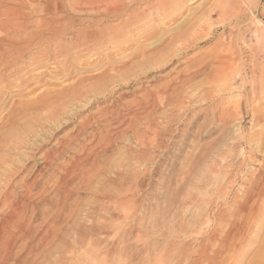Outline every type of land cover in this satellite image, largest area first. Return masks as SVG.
<instances>
[{"label":"rangeland","instance_id":"1","mask_svg":"<svg viewBox=\"0 0 264 264\" xmlns=\"http://www.w3.org/2000/svg\"><path fill=\"white\" fill-rule=\"evenodd\" d=\"M103 1L95 11L83 0H0V17L14 7L52 26L31 23L30 44L15 38L19 51L0 44V124L43 92L85 90L0 165V191L9 183L15 199L0 202V224L13 222L0 264H213L217 251L220 264H251L264 251V193L254 197L252 183L263 159L251 142L264 127L251 115L264 103V0H124L114 18L103 9L113 0ZM127 14L153 17L159 29L119 50L123 32H102ZM222 54L237 57L226 76L213 71ZM75 169L89 173L67 183Z\"/></svg>","mask_w":264,"mask_h":264},{"label":"bare ground","instance_id":"2","mask_svg":"<svg viewBox=\"0 0 264 264\" xmlns=\"http://www.w3.org/2000/svg\"><path fill=\"white\" fill-rule=\"evenodd\" d=\"M92 3H96L97 5L101 2V1H103V0H90ZM89 0H83V3H87V2H90ZM105 1V0H104ZM104 1H103V3H104ZM111 1V0H110ZM116 2H114V0H113V2H110V3H108V4H106V6L103 8L104 10H105V12H108V13H111V18H114V16H117L118 15V13H119V11L121 10V9H124V8H126L125 6H126V2L124 1V0H115ZM148 1H150V0H148ZM164 1V0H163ZM162 1V2H163ZM82 2V1H81ZM90 2V3H91ZM155 2V1H154ZM153 2V3H154ZM160 2V1H159ZM161 2V3H162ZM102 3V2H101ZM165 3V2H164ZM163 3V4H164ZM88 5V4H87ZM87 5H85V6H87ZM89 6V5H88ZM93 6V5H92ZM147 6V5H146ZM164 6V5H163ZM167 6V5H166ZM97 8V9H96ZM100 6L98 5V6H95V8H93V10H95V11H97V10H100ZM150 8V7H149ZM161 8V7H160ZM233 8H234V6H233ZM148 9V8H147ZM159 9V8H158ZM232 9V8H231ZM164 10V9H163ZM1 11V10H0ZM16 11V9L14 8V7H9V8H7V9H4L3 11H2V17H0L1 19H0V31L1 32H4V33H6V37L2 40V41H0V44L2 45V46H4V47H6V48H9V47H11V48H14V46H16V44L18 43V40H15V38L17 39V37L16 36H18L19 38V40L21 41V42H23L22 43V45L24 44V46L25 45H27V44H30L29 42L30 41H32L31 39H33V34L34 33H32V30H31V23L33 24H35L34 26H35V29L37 30V31H40V30H42V29H51L52 28V26H51V24H49L46 20H45V18H43V17H39V18H36V19H34V20H32V19H30L29 20V18L28 17H25L24 15H22V14H15L14 12ZM94 11V12H95ZM101 11V10H100ZM99 11V12H100ZM154 11V10H153ZM156 11V10H155ZM141 12V11H140ZM146 12V11H145ZM151 12V11H150ZM165 12V11H164ZM217 12H218V14L219 15H223V13L225 12L224 10L222 11L221 9H219V10H217ZM142 13V12H141ZM155 13V12H154ZM156 14V13H155ZM55 15V14H54ZM178 15V14H177ZM132 16H133V14H132ZM132 16H130L129 14H127L126 15V17H124V19L121 21V25H118V26H111V27H107L106 29H105V31H103L102 32V34L104 33L105 35L104 36H106V34H113L114 32H123L122 33V37H118V39L116 40L115 39V43L116 42H119V43H117V45H116V47H119V50H125V48H129V47H131L132 45H135V44H137V43H139L140 41H144V40H147V39H149V38H151L153 35H155L157 32H158V29H159V27L158 26H156V25H154L153 23L154 22H152L153 21V17H150V18H147L146 16L145 17H143V16H141L140 14L136 17V18H133ZM149 16V15H148ZM60 18V17H59ZM116 18V17H115ZM163 18V17H162ZM62 19V18H61ZM165 20V19H164ZM61 21V20H60ZM50 22V21H49ZM64 22V21H63ZM98 22V21H97ZM62 23V22H61ZM66 23V22H65ZM159 23V22H158ZM59 25V24H58ZM64 25V24H63ZM33 27V26H32ZM105 27V26H104ZM33 29V28H32ZM78 29V28H77ZM103 29V28H102ZM55 30H57V29H55ZM61 30V29H60ZM98 30V29H97ZM92 31V30H91ZM102 31V30H101ZM100 31V32H101ZM135 31H137V32H135ZM51 32V31H50ZM49 32V33H50ZM99 32V33H100ZM135 33L134 35H133V37L132 38H128L129 37V35L131 34V33ZM56 33V32H55ZM58 33V32H57ZM81 33V32H80ZM91 33H93V32H91ZM53 34V33H52ZM98 34V33H97ZM41 35V34H40ZM55 35V34H54ZM71 35V34H70ZM73 35V34H72ZM98 35H100V34H98ZM98 35H96V33H93V36H92V38L95 40V38L98 36ZM36 36V35H35ZM56 36V35H55ZM68 36V35H67ZM43 37V36H42ZM41 37V38H42ZM56 37H58V36H56ZM61 37H63V36H61ZM115 37V35L114 36H112V38L111 39H107L109 42H112V39ZM1 38V37H0ZM40 38V40H43V39H41ZM60 38V37H59ZM67 38H69V36L67 37ZM98 38V37H97ZM109 38V37H108ZM176 38H177V36H176ZM57 39V38H56ZM71 39V38H70ZM175 39V38H174ZM177 39H179V38H177ZM184 39V38H183ZM50 40V39H49ZM67 40V39H66ZM69 40V39H68ZM67 40V41H68ZM80 40V39H79ZM35 41V40H34ZM47 41V40H46ZM59 41V40H58ZM107 41V42H108ZM179 41V40H178ZM198 41V40H197ZM36 42H37V40H36ZM123 42H125V43H127L126 45H124V46H122V44H123ZM177 42V41H176ZM33 43V42H32ZM43 43V42H42ZM60 43V42H59ZM100 43V42H99ZM124 43V44H125ZM182 43L183 42H181V45H182ZM20 44V43H19ZM51 44V43H50ZM79 44V43H78ZM77 44V45H78ZM111 44V43H110ZM170 44V43H169ZM34 45V44H33ZM36 45V44H35ZM56 45H58V44H56ZM69 45V44H68ZM76 45V46H77ZM139 45H141V43L139 44ZM139 45H137V46H139ZM23 46V47H24ZM29 46V45H28ZM42 46V45H41ZM51 46V45H50ZM62 46V45H61ZM107 46V45H106ZM142 46V45H141ZM140 46V47H141ZM146 46V45H145ZM190 45H187V44H184L183 45V49L185 50L186 48H188ZM3 47V48H4ZM20 47H22L21 45H19V48ZM30 47H32V45L30 46ZM30 47H28V48H30ZM35 47H37V45L36 46H34L32 49H34ZM81 47V46H80ZM83 47V46H82ZM139 47V48H140ZM18 48V49H19ZM38 48V47H37ZM54 48V47H53ZM60 48V47H59ZM85 48V47H84ZM138 48V47H137ZM15 49V48H14ZM17 49V48H16ZM15 49V50H16ZM17 49V50H18ZM180 49H181V47H180ZM8 50V49H7ZM14 50V51H15ZM19 50H21V49H19ZM18 50V51H19ZM47 50V49H46ZM51 50V49H50ZM53 50V49H52ZM63 50V49H62ZM61 50V51H62ZM2 51H4V50H2ZM8 51H10V50H8ZM140 52L139 53H141V54H143L144 52H143V50H139ZM3 53H5V52H3ZM14 53V52H13ZM18 53V52H17ZM20 53H23V52H20ZM20 53H19V55H20ZM33 53V51L31 52V54ZM68 53V52H67ZM107 53V52H106ZM228 53V52H227ZM111 54V53H110ZM118 54V53H117ZM120 54V53H119ZM130 54V53H129ZM8 55V54H7ZM17 55V54H16ZM23 55V54H22ZM49 55V54H48ZM135 55V54H134ZM138 54L136 53V55L135 56H137ZM15 56V55H14ZM21 56V55H20ZM66 56V55H65ZM70 56V55H69ZM153 56V55H152ZM226 55H221L220 56V61H221V63L217 66V67H215L214 68V70L213 71H215V72H218V71H220L219 72V75H221V76H226L227 74H228V72H229V70L232 68V66H233V64L235 63H237L236 62V60H237V57L234 55L233 56V58H226L225 57ZM3 57V56H2ZM10 57V56H9ZM16 57V56H15ZM52 57V56H51ZM131 57L133 58V56H132V53H131ZM2 59V58H1ZM119 59V58H118ZM145 60H150L151 59V57L148 55L147 57L145 56V58H144ZM207 59V58H206ZM232 59H233V62H232ZM18 60V59H17ZM31 60H32V58H31ZM121 60V59H120ZM40 61V60H39ZM118 61V60H117ZM3 62V61H2ZM5 62V61H4ZM10 62H12V60L11 61H8V62H6V63H10ZM18 62H19V60H18ZM109 63V62H108ZM0 64H2V63H0ZM5 64V63H4ZM118 64V63H117ZM12 65V64H11ZM14 65V64H13ZM5 66V65H4ZM3 66V67H4ZM65 66V65H64ZM103 66V65H102ZM0 67H1V65H0ZM2 67V68H3ZM143 67V66H142ZM260 67V66H259ZM6 68V67H5ZM11 68V67H10ZM263 68V70H261V79L259 80V82L261 83V85L262 86H264V67H262ZM40 69V68H39ZM56 69H58V68H56ZM99 69V68H98ZM202 69V68H201ZM0 70H2L1 68H0ZM62 70V69H61ZM64 70H66V69H63V71ZM111 70V69H110ZM199 70H200V68H199ZM54 71V70H53ZM94 71V70H93ZM195 71H197V70H195ZM103 72V71H102ZM211 72V71H210ZM56 73V72H55ZM60 73V72H59ZM97 73V72H96ZM125 73V72H124ZM192 73V72H191ZM197 73V72H196ZM61 74V73H60ZM59 74V75H60ZM100 74V73H99ZM255 74H258V73H256V71H255ZM106 75V74H105ZM107 76V75H106ZM105 76V77H106ZM253 76H254V73H253ZM258 75H256V77H257ZM259 76H260V74H259ZM81 79V78H80ZM32 80V79H31ZM78 80V79H77ZM258 80V79H257ZM24 81H26V80H24ZM32 82V81H31ZM250 82H251V79H250ZM71 83V82H70ZM79 83V82H78ZM252 83H253V80H252ZM23 84V80H21L19 83H18V85L20 86V85H22ZM256 84V83H255ZM254 84V85H255ZM24 85V84H23ZM66 85V84H65ZM81 85V84H80ZM80 85H78V86H80ZM105 85V84H104ZM250 85H251V83H250ZM16 86V85H15ZM67 86V85H66ZM65 86V87H66ZM72 86V85H71ZM53 88V87H52ZM79 88V87H78ZM253 88V87H252ZM86 89V88H85ZM260 89V88H259ZM262 89V88H261ZM48 91V90H47ZM50 91V90H49ZM85 91V90H84ZM84 91H82L81 89H72V87H68V88H65L64 90H62V91H52V92H50V93H47L46 91V94L43 92L42 94H39L35 99H36V101L35 102H28L27 103V105L25 106V107H23V108H21V110H20V112L17 114V116L14 118V117H10V118H7L6 120H4L3 121V123L1 122V124H0V165L2 166L3 164H5L6 163V161L8 160V156H7V152H9L10 150L12 151V150H20L21 149V147H22V145H23V143H25V142H27V144H28V140H30V137H33L35 134H36V129H40V130H43L44 129V127H45V125H47V123L48 122H51V121H54L57 117H56V115L58 114V113H60V112H66L67 111V109H68V104L70 103L69 101L71 100V101H73V100H75L76 98H78L79 96H81L82 94H83V92ZM40 92V91H39ZM27 93V92H26ZM29 93V92H28ZM4 94V93H3ZM157 95V94H156ZM89 96V95H88ZM2 97V95L0 94V98ZM53 97H57V99H55V100H52L53 99ZM31 98H33V97H31ZM241 101H242V99H241ZM253 101V100H252ZM252 101H251V103H252ZM261 101H262V99H261ZM264 101V100H263ZM260 102V101H259ZM259 102H257V103H259ZM253 103H255V102H253ZM252 103V104H253ZM72 104V103H71ZM250 104V103H249ZM261 104V103H260ZM22 105V104H21ZM240 105V104H239ZM254 105V104H253ZM252 105V106H253ZM256 105V104H255ZM254 105V107L253 108H251V115L253 116V119L255 120V121H262V122H264V103L262 104V105H256L255 106ZM251 106V105H250ZM30 107V108H29ZM26 108L28 109L29 108V112L28 111H26ZM32 109V110H31ZM248 109V108H247ZM28 114H29V116H28ZM61 114V113H60ZM77 113L76 112H74L73 111V113H72V115L74 116V115H76ZM20 116V118H22V119H24V120H22V121H20L19 122V117ZM253 120V121H254ZM67 121V120H66ZM60 122V121H59ZM87 123V122H86ZM62 124V123H61ZM64 124V123H63ZM15 126H18V129H20V132H18V131H16V130H12V129H8V127H15ZM58 126V125H57ZM65 126V125H64ZM87 126V125H86ZM55 127V126H54ZM60 127V129L63 127V125L62 126H59ZM58 127V128H59ZM17 128V127H16ZM54 129V128H53ZM59 131V130H58ZM107 131V130H106ZM54 135H56V133L54 134ZM103 135V134H102ZM101 135V136H102ZM107 135V134H106ZM100 136V137H101ZM105 136V135H104ZM69 137V136H68ZM248 137V136H247ZM37 138V137H36ZM61 138V137H60ZM102 138V137H101ZM104 138H106V137H104ZM96 139V138H95ZM45 140V139H44ZM94 140V139H93ZM105 140V139H104ZM108 140V139H107ZM111 141V140H110ZM49 142V141H48ZM48 142H46V143H48ZM251 142H253V145H255V147H254V149H253V154H254V157L255 158H257V157H259V156H261L262 158L261 159H263V164H262V166H261V171H259V173L254 177V181L252 182L253 183V186H254V197H261L262 195H263V193H264V127L263 128H261L260 130H258L256 133H254L253 134V136H252V138H251ZM59 145L61 144V142L59 141V142H57ZM69 143V142H68ZM71 143V142H70ZM92 142H90L89 144H91ZM96 143V142H95ZM106 143V142H105ZM45 144V143H44ZM64 145V144H63ZM32 146H34L33 147V149H34V151L33 152H30L29 154H30V156H27V158L29 159V161H30V159L31 160H33L32 158L36 155V153H38V149L40 148V144L39 143H34V144H32ZM54 146V145H53ZM109 146V145H108ZM107 146V147H108ZM30 147V146H29ZM60 147V146H59ZM65 147H66V145H65ZM97 147V146H96ZM26 148H28V147H26ZM87 148H89L88 146H87ZM93 148V147H92ZM80 149V148H79ZM97 149V148H96ZM63 150V149H62ZM85 150V149H84ZM91 150V149H90ZM93 151V150H92ZM24 152V151H23ZM87 152V151H86ZM91 152V151H90ZM25 153V152H24ZM27 153H28V151H27ZM99 153V152H98ZM47 154V153H46ZM82 154V153H81ZM89 155V154H88ZM93 155V152L91 153V155L90 156H92ZM24 157H25V155H23ZM55 156V155H54ZM80 156V155H79ZM85 156V155H84ZM83 156V157H84ZM90 156H88L87 158H89ZM9 157H11V156H9ZM48 157V156H47ZM98 157V156H97ZM46 158V157H45ZM77 158H78V156H77ZM82 158V157H81ZM81 158H79V159H81ZM85 158V157H84ZM86 158V159H87ZM11 159V158H10ZM48 159V158H47ZM50 159V158H49ZM82 160H85V159H82ZM96 160V159H95ZM28 161V162H29ZM12 162V161H11ZM45 162H46V160H45ZM79 162V161H78ZM86 162V161H85ZM84 162V163H85ZM53 163V162H52ZM82 163V162H81ZM11 164V163H10ZM7 165V164H6ZM68 165V164H67ZM83 165V164H82ZM81 165V166H82ZM5 166V165H4ZM10 165H8L7 167H9ZM21 166H23L22 165V163H21ZM21 166H19V167H21ZM62 166V165H61ZM65 166V165H64ZM86 166V165H85ZM12 167V166H11ZM18 167V168H19ZM37 167V166H36ZM77 167H80L79 165L77 166ZM38 168V167H37ZM75 168V167H74ZM87 168V167H86ZM12 169H14L13 167H12ZM12 169H9L8 171H10L9 173H11V175H13V177L15 176V174H17L16 172L18 171V170H16V172L15 171H13ZM17 169V168H16ZM71 169V171H72V168H70ZM79 169V168H78ZM78 169H75V172L71 175V179H68L66 182L67 183H71L75 178H77L78 176L80 177V175H83L84 176V174H86L87 173V175H88V173L89 172H87V170L86 171H84V172H82V173H76V171H78ZM65 170V169H64ZM89 170V169H88ZM97 170V169H96ZM4 172H5V170H3ZM23 171V170H22ZM68 171H70V170H68ZM90 171V170H89ZM2 172V171H1ZM4 172H3V174H4ZM5 173H7V171L5 172ZM27 173H28V171H27ZM40 173V172H39ZM70 173V172H69ZM99 173V172H98ZM3 174H1V176H3ZM38 174V173H37ZM64 174V173H63ZM96 174V173H95ZM5 175V174H4ZM28 175V174H27ZM67 175H68V173H67ZM92 175V174H91ZM90 175V176H91ZM94 175V174H93ZM64 176V175H63ZM70 176V175H69ZM5 177V176H4ZM11 177V176H10ZM10 177H8V179L10 178ZM16 177V176H15ZM65 177V176H64ZM88 177V176H87ZM2 178V177H1ZM89 178V177H88ZM87 178V179H88ZM93 178V177H92ZM92 178H91V180H92ZM115 178V177H114ZM10 179H12V178H10ZM30 178H27V176L25 177V178H22V184H20V185H23L22 187H26V184H27V190L28 189H31V188H33L32 187V184L31 183H29V180ZM62 179V178H61ZM64 179V178H63ZM6 180V179H5ZM21 180V179H20ZM56 180V179H55ZM54 180V181H55ZM85 180V179H84ZM90 180V181H91ZM12 181H13V179H12ZM89 181V180H88ZM109 181V180H108ZM1 182V181H0ZM6 182H7V180H6ZM62 182H63V180H62ZM61 182V183H62ZM86 182V181H85ZM33 183V182H32ZM65 184V183H64ZM83 184V183H82ZM85 184H89V183H85ZM9 185V183H7L6 184V186L3 184V186H4V189H2V191H0V202L2 201V200H4V201H6V204L8 205V206H12V205H14L15 204V199H14V195L12 194L14 191L12 190V192H11V190H10V185ZM66 185V184H65ZM54 186H56V185H54ZM58 186V185H57ZM119 186H120V189L122 188V185H120L119 184ZM19 187V186H18ZM61 187H63V186H61ZM54 188V187H53ZM55 189V188H54ZM116 189V188H115ZM123 189V188H122ZM10 190V191H9ZM22 190V189H21ZM21 190H20V192H21ZM26 190V191H27ZM118 190V189H117ZM124 190V189H123ZM25 191V190H24ZM62 191V190H61ZM41 192V191H40ZM18 193H19V190H18ZM59 193V192H58ZM62 193H63V191H62ZM26 194V193H25ZM25 194H23V195H25ZM39 194V193H38ZM68 194H69V192H68ZM120 194V193H119ZM32 195V194H31ZM35 195H37V194H35ZM41 195H42V192H41ZM118 195V194H117ZM39 196V195H38ZM121 196V195H120ZM18 197V196H17ZM22 197V196H21ZM30 198H32L31 196H29ZM35 197V196H34ZM41 197V196H40ZM43 197V196H42ZM42 197L40 198V199H42ZM123 197H125V196H123ZM30 198H28V199H30ZM39 198V197H38ZM120 198V197H119ZM118 198V199H119ZM36 199V198H35ZM34 199V200H35ZM45 199V198H44ZM63 200V199H62ZM42 201V200H41ZM40 201V202H41ZM33 202V201H32ZM60 202V201H59ZM119 203L121 202V201H118ZM123 202H124V200H123ZM123 202H122V204L121 205H123ZM5 203V202H4ZM4 203H2V204H4ZM65 203V202H64ZM116 204V203H115ZM118 204V203H117ZM109 205V204H108ZM118 205H120V204H118ZM4 206H6V205H3V206H1V207H4ZM25 206V205H24ZM23 206V207H24ZM61 206V205H60ZM7 207V206H6ZM16 207V206H15ZM5 208V207H4ZM12 208V207H11ZM60 208H62V206L60 207ZM0 209H2V208H0ZM6 209V208H5ZM121 209V208H120ZM62 210V209H61ZM9 211H10V209H9ZM15 211V210H14ZM17 211V210H16ZM23 211V210H22ZM47 211V210H46ZM3 211L1 210V213H2ZM8 212V211H7ZM59 212H60V210H59ZM10 213V212H9ZM9 213H7V214H9ZM58 213V212H57ZM12 214H13V211H12ZM15 214V213H14ZM1 215H4V214H1ZM58 215V214H57ZM56 215V216H57ZM14 216V215H13ZM20 216V215H19ZM10 217V216H9ZM16 217V216H15ZM14 219H16V218H14ZM1 220V219H0ZM7 218H6V220H4V221H6V222H4V221H2V223L0 224V252H1V250H2V248L4 247V243H5V241H6V238H7V234H8V232H9V229H8V225L10 226V224H12L10 221H8L7 222ZM19 220V219H18ZM34 221V220H33ZM16 222H18V221H16ZM25 222V221H24ZM8 223H10V224H8ZM49 224V223H48ZM51 224V223H50ZM23 227V226H22ZM12 229V228H11ZM10 229V230H11ZM13 229H15V228H13ZM40 230V229H39ZM21 231H23V230H21ZM11 232V231H10ZM17 233V232H16ZM26 233V232H25ZM21 234H23V233H21ZM38 234V233H37ZM7 235V236H6ZM17 235V234H16ZM18 236V235H17ZM22 236V235H21ZM26 236V235H25ZM17 239H18V237H16ZM15 238V239H16ZM8 239V238H7ZM12 239V238H11ZM13 239H14V237H13ZM24 239V238H23ZM40 240V239H39ZM16 241V240H15ZM15 241L14 240H11V242L8 244V246H7V249H11V247L14 245V243H15ZM223 242V241H222ZM220 249V248H219ZM218 249V250H219ZM205 255H206V253H204ZM212 254V253H211ZM210 254V255H211ZM224 254H225V252L224 253H221L220 254V251H217V252H215L214 254H213V256H211L208 260L211 262L212 261V263L213 264H220V263H223V261H224ZM262 255H264V251H261L260 253H259V257H257L254 261H252V263L251 264H264L262 261H263V259H264V257H262ZM180 256V255H179ZM209 256V255H208ZM208 258V257H207ZM206 258V259H207ZM263 258V259H262ZM204 259V258H203ZM262 259V260H261ZM199 262V261H198ZM166 264V263H165ZM210 264V263H209Z\"/></svg>","mask_w":264,"mask_h":264}]
</instances>
